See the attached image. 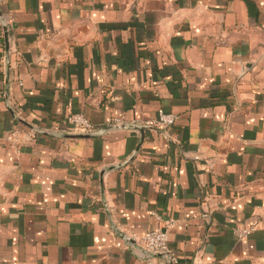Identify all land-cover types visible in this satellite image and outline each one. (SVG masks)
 Returning <instances> with one entry per match:
<instances>
[{"label": "crops", "instance_id": "1", "mask_svg": "<svg viewBox=\"0 0 264 264\" xmlns=\"http://www.w3.org/2000/svg\"><path fill=\"white\" fill-rule=\"evenodd\" d=\"M0 93V264H264V0H0Z\"/></svg>", "mask_w": 264, "mask_h": 264}, {"label": "built area", "instance_id": "2", "mask_svg": "<svg viewBox=\"0 0 264 264\" xmlns=\"http://www.w3.org/2000/svg\"><path fill=\"white\" fill-rule=\"evenodd\" d=\"M2 95L0 93V99ZM178 119V116L174 113H168L164 110L158 111V116L156 119H140L130 121L127 125L130 127H140V128H158L162 131L167 130L173 126ZM67 124L73 132L90 135L95 132V126L93 123L81 113L74 114L67 119ZM114 126H126L122 117H117L113 120ZM26 136L20 130H14L10 133L8 140L14 143H20L26 141ZM177 223L175 219H169L165 222V228H156L151 230L141 236V249L145 255L151 257L153 255H160L165 257L169 263L176 262V255L174 251L170 248L169 244V230L172 229ZM253 227L248 228H236L234 230L235 236L239 240H243L248 237L252 231Z\"/></svg>", "mask_w": 264, "mask_h": 264}, {"label": "water", "instance_id": "3", "mask_svg": "<svg viewBox=\"0 0 264 264\" xmlns=\"http://www.w3.org/2000/svg\"><path fill=\"white\" fill-rule=\"evenodd\" d=\"M134 128L140 130L141 132H143L144 130V128H140V127H134ZM79 136L89 137L90 135H79Z\"/></svg>", "mask_w": 264, "mask_h": 264}]
</instances>
